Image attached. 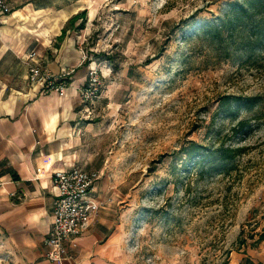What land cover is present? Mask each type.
<instances>
[{
    "label": "rangeland",
    "instance_id": "obj_1",
    "mask_svg": "<svg viewBox=\"0 0 264 264\" xmlns=\"http://www.w3.org/2000/svg\"><path fill=\"white\" fill-rule=\"evenodd\" d=\"M92 1L71 27L100 70L76 160L99 172L96 196L111 204L112 264H257L264 0Z\"/></svg>",
    "mask_w": 264,
    "mask_h": 264
},
{
    "label": "crops",
    "instance_id": "obj_2",
    "mask_svg": "<svg viewBox=\"0 0 264 264\" xmlns=\"http://www.w3.org/2000/svg\"><path fill=\"white\" fill-rule=\"evenodd\" d=\"M5 2L7 11L0 14V251L7 264H53L44 256L58 193L51 176L77 166L85 109L78 90L88 73L71 27L59 37L69 19L87 11L93 1ZM31 52L35 57L29 60ZM31 64L53 76L71 71L65 93L43 94L30 84ZM98 181L92 198L99 212L75 240L76 246H68L63 264H112L118 225L106 197L96 196ZM254 263L264 264V254Z\"/></svg>",
    "mask_w": 264,
    "mask_h": 264
},
{
    "label": "built area",
    "instance_id": "obj_3",
    "mask_svg": "<svg viewBox=\"0 0 264 264\" xmlns=\"http://www.w3.org/2000/svg\"><path fill=\"white\" fill-rule=\"evenodd\" d=\"M7 11L5 0H0V14ZM35 53H29V60ZM71 71L62 70L53 76L36 64L28 68L27 79L30 84L40 87L43 94L56 93L62 95L68 88ZM100 92V70L94 66L88 67L85 84L79 88L78 97L84 112L92 106ZM98 171H87L78 166L56 170L51 179L57 189L53 201L48 237L44 240L46 246L45 258L53 264H63L68 246L74 248L75 240L85 232L91 221L99 212V205L94 202L92 192L99 179Z\"/></svg>",
    "mask_w": 264,
    "mask_h": 264
},
{
    "label": "trees",
    "instance_id": "obj_4",
    "mask_svg": "<svg viewBox=\"0 0 264 264\" xmlns=\"http://www.w3.org/2000/svg\"><path fill=\"white\" fill-rule=\"evenodd\" d=\"M255 0H249V2H253ZM85 19V12L82 11L78 14H76L75 16H73L71 19H69V21L67 22V26L62 30V34L61 36L59 37V40L62 38V36L64 35V32L66 29L70 28L73 26V24L78 21V20H81V22H83ZM82 28V25L80 27V29ZM233 101V102H239V101H242V98H226V101L224 102L225 104L229 105L230 102ZM244 104L243 102L241 103V105ZM245 123L246 122H239L237 124V127L238 128H243L245 126ZM196 150L195 147H191L190 150L186 153L188 157L191 156V154ZM229 153H232L231 150H228V149H221L219 152H218V159L221 160V161H227V160H230L232 158V156L229 154Z\"/></svg>",
    "mask_w": 264,
    "mask_h": 264
}]
</instances>
